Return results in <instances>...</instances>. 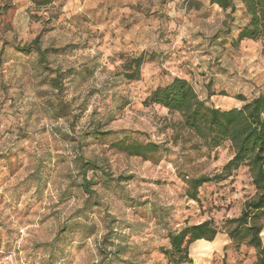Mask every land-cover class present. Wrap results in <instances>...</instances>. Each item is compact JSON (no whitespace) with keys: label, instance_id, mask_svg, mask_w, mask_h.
<instances>
[{"label":"rangeland","instance_id":"rangeland-1","mask_svg":"<svg viewBox=\"0 0 264 264\" xmlns=\"http://www.w3.org/2000/svg\"><path fill=\"white\" fill-rule=\"evenodd\" d=\"M42 0H40L41 3ZM0 249L34 264H173L168 232L212 220L218 227L254 195L244 168L186 197L183 179L212 176L229 143L206 150L177 113L143 101L178 77L207 105L229 109L264 92V38L235 42L247 22L209 0H0ZM39 36L46 63L14 45ZM149 58L137 79L124 63ZM58 76L61 89L53 81ZM110 131L97 138L94 130ZM123 136L164 145L156 164L118 152ZM97 163L83 189L80 159ZM264 243V231L261 234ZM192 264H252L225 234L189 247ZM189 264V263H185Z\"/></svg>","mask_w":264,"mask_h":264},{"label":"trees","instance_id":"trees-1","mask_svg":"<svg viewBox=\"0 0 264 264\" xmlns=\"http://www.w3.org/2000/svg\"><path fill=\"white\" fill-rule=\"evenodd\" d=\"M52 2L53 0H42L41 3L40 0H32L36 9ZM209 4L227 12L228 19H232L237 5L242 7L247 22L238 31L236 43L264 38V0H209ZM9 7L7 2L0 3V24L1 17ZM13 48L24 55L36 53L39 62L46 63V50L41 48L39 36L27 44L14 45ZM148 60L144 54H140L126 61L123 66L124 78L137 79L141 66ZM53 81L57 90H60L58 76H55ZM236 99L244 103L240 107L229 109L209 106L198 97L188 81L175 77L169 83L152 90L143 101L145 106L158 105L168 112L177 113L180 119L173 123V129L188 132L198 141V147L212 150L219 148L223 143H229L231 147L232 156L218 173L183 179L186 184L185 194L189 200L197 202L202 185L222 182L240 168L246 169L255 190L252 197L244 200L239 214L226 217L221 227L210 219L168 232L169 249L162 252L173 264H192L189 247L199 243H212L220 233L226 235L235 250L242 246L254 250L255 260L252 264H264V243L261 237L264 231V92L250 100H245L240 95H237ZM91 134L97 138H105L110 131L95 129ZM110 146L127 156L138 157L154 164L168 151L162 144L143 142L126 136L113 140ZM79 169L83 176V189L91 193L85 173L101 170V167L93 161L81 158Z\"/></svg>","mask_w":264,"mask_h":264},{"label":"built area","instance_id":"built-area-1","mask_svg":"<svg viewBox=\"0 0 264 264\" xmlns=\"http://www.w3.org/2000/svg\"><path fill=\"white\" fill-rule=\"evenodd\" d=\"M0 264H34L24 258L20 250L0 249Z\"/></svg>","mask_w":264,"mask_h":264}]
</instances>
